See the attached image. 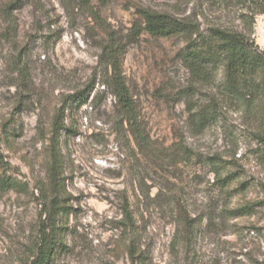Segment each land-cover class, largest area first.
<instances>
[{"label": "rangeland", "instance_id": "rangeland-1", "mask_svg": "<svg viewBox=\"0 0 264 264\" xmlns=\"http://www.w3.org/2000/svg\"><path fill=\"white\" fill-rule=\"evenodd\" d=\"M0 0V264H30L45 217L53 121L69 97L60 146L70 251L58 264H255L264 259V154L256 125L235 102L221 120L197 127L190 107L224 92V74L201 90L181 54L182 37L146 31L142 11L199 15L239 25L236 14L205 11L202 0ZM205 23V20L199 17ZM256 43L264 49V16ZM120 73L153 147L138 146L108 79ZM223 98V97H222ZM262 149V150H260ZM222 161L237 176L217 182ZM226 171V170H224ZM245 188L241 189V184ZM133 215L121 229L124 210ZM131 225V224H130Z\"/></svg>", "mask_w": 264, "mask_h": 264}, {"label": "trees", "instance_id": "trees-1", "mask_svg": "<svg viewBox=\"0 0 264 264\" xmlns=\"http://www.w3.org/2000/svg\"><path fill=\"white\" fill-rule=\"evenodd\" d=\"M24 2L25 0H13L7 9L13 11ZM202 6L205 11L235 13L239 25L207 21L203 9L199 15L187 17L144 10L142 17L146 31L156 37L184 38L185 48L181 60L191 77V91L201 90L215 82L217 72L223 71L225 81L221 97L219 94H213L209 104L190 107L194 124L205 128L220 121L222 110L219 103L222 100L235 102L255 123V138L264 149V49L255 41L258 19L264 16V0H202ZM200 16L205 23L199 20ZM108 80L107 84L112 90L122 123L127 125L128 131L140 148L152 152L151 141L141 126L136 103L123 77L117 72ZM87 94L88 92H82L69 97L65 104L68 107L73 98L82 100ZM67 107L62 108L53 121L50 140L51 163L47 174L49 195L44 203L42 217L45 219L38 228L30 264H58L61 256L70 251L67 241L69 229L63 222L70 216L72 208L67 203L60 146L62 133L70 131L64 120ZM213 165L216 167L214 174L217 182L222 184V188H229L237 179L235 173L227 171L222 161H215ZM0 185L2 188L11 189L17 186L10 179L2 180ZM240 187L244 189L245 184ZM261 189L264 193V183H261ZM257 207H264V200L243 205L230 211V214L236 218L246 217ZM121 224L120 228L129 233L130 226H133V215L128 208L124 210V220ZM253 231H257L259 235L264 234V227ZM255 264H264V259L255 261Z\"/></svg>", "mask_w": 264, "mask_h": 264}]
</instances>
